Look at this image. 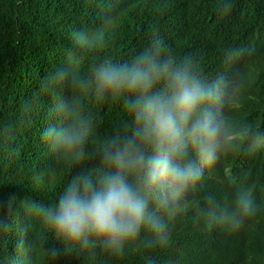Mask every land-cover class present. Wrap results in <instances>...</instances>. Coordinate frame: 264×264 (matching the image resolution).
Returning a JSON list of instances; mask_svg holds the SVG:
<instances>
[{"label":"trees","instance_id":"1","mask_svg":"<svg viewBox=\"0 0 264 264\" xmlns=\"http://www.w3.org/2000/svg\"><path fill=\"white\" fill-rule=\"evenodd\" d=\"M122 1L0 0V201L13 197L10 207H0V220L10 225L0 232V264H13L21 238L27 250L24 264H194L196 251L205 250L206 239H212L214 229L209 230L199 209L192 208L170 223L171 243L164 251L138 239L119 256L99 246L79 254L65 250L30 217L24 202L47 205L73 175L93 172L87 169L85 150L79 163L70 164L57 156L45 136L46 129L62 123L54 109L58 99H74L95 132H105L107 138L127 131L121 101H94L90 89L75 88L67 80L48 86L57 68L90 78L102 60L130 61L159 34L165 51L190 55L205 77L214 72L237 76L241 103L229 113L231 120L264 127V0H151L145 7L148 16L123 8ZM222 5L229 6L223 14L217 11ZM101 25L104 33L97 35ZM232 48L244 55L226 66L225 53ZM238 186L251 187L258 205L247 222L263 223L264 148L222 157L205 170L189 198L202 208L208 193L226 202Z\"/></svg>","mask_w":264,"mask_h":264},{"label":"clouds","instance_id":"2","mask_svg":"<svg viewBox=\"0 0 264 264\" xmlns=\"http://www.w3.org/2000/svg\"><path fill=\"white\" fill-rule=\"evenodd\" d=\"M150 1L120 3L148 16ZM228 7L217 11L223 14ZM97 32H103L102 25ZM165 47L154 34L151 44L130 61L104 59L90 78L63 67L55 70L48 86L67 80L75 88L90 89L96 101H121L127 131L107 138V133L95 132L74 99H58L54 109L62 123L46 129L45 136L57 156L70 164L79 163L85 150L87 169L93 172L73 175L47 205L28 200L23 207L65 250L88 254L99 246L113 256L138 239L148 248L168 249L170 223L198 208L214 231L205 250L196 251L194 264H263L264 222H247L259 210L251 187H235L226 202L208 193L202 208L189 194L222 157L264 148V127L231 120L229 113L241 103L237 76L214 72L207 78L190 55L177 57ZM243 55L241 49H229L224 63L229 66ZM12 199L10 194L0 207H10ZM9 227L0 220V232ZM249 236L259 241L250 242ZM49 251L56 253L55 248ZM17 252L13 264H24L22 238Z\"/></svg>","mask_w":264,"mask_h":264},{"label":"bare ground","instance_id":"3","mask_svg":"<svg viewBox=\"0 0 264 264\" xmlns=\"http://www.w3.org/2000/svg\"><path fill=\"white\" fill-rule=\"evenodd\" d=\"M65 94H66V93H65ZM65 94H64V95H65ZM67 96L70 97V96H72V94H71V93H68ZM94 101H95V100H94ZM87 102H88V101H87ZM241 229H242V228H241ZM174 263H175V262H171L170 264H174Z\"/></svg>","mask_w":264,"mask_h":264}]
</instances>
